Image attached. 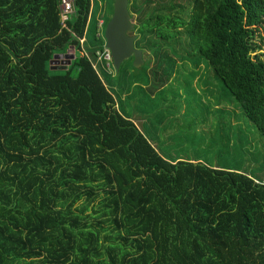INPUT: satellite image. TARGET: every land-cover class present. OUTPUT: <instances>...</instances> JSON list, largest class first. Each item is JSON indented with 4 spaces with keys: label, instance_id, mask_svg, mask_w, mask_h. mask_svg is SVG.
I'll return each instance as SVG.
<instances>
[{
    "label": "trees",
    "instance_id": "trees-1",
    "mask_svg": "<svg viewBox=\"0 0 264 264\" xmlns=\"http://www.w3.org/2000/svg\"><path fill=\"white\" fill-rule=\"evenodd\" d=\"M91 1L69 26L85 36L91 15L103 39ZM129 2L142 70L207 60L264 136V0ZM87 43L92 59L58 0H0V264H264V181L164 159L93 67L105 42Z\"/></svg>",
    "mask_w": 264,
    "mask_h": 264
},
{
    "label": "rangeland",
    "instance_id": "rangeland-1",
    "mask_svg": "<svg viewBox=\"0 0 264 264\" xmlns=\"http://www.w3.org/2000/svg\"><path fill=\"white\" fill-rule=\"evenodd\" d=\"M94 21L92 17L85 33L88 48L105 42L104 37L96 39ZM106 27L103 28L104 34ZM253 41L255 48L250 53L251 58L264 61V24L255 31ZM72 48L70 53L75 54ZM174 54L162 58L157 66L163 76L161 72L157 75L155 65L150 77L141 68H133L130 61L123 65L120 73L112 65L95 64L105 85L116 97L118 109H127L124 112L131 115L141 128L148 119L158 123L167 116L165 127H160L156 135L171 152V157L199 158V162L217 169L245 172L264 181V136L213 74L207 60H202L203 64L198 68L182 55ZM195 68L197 72L193 74ZM172 74V81L159 89ZM149 109L151 112L147 113Z\"/></svg>",
    "mask_w": 264,
    "mask_h": 264
},
{
    "label": "water",
    "instance_id": "water-1",
    "mask_svg": "<svg viewBox=\"0 0 264 264\" xmlns=\"http://www.w3.org/2000/svg\"><path fill=\"white\" fill-rule=\"evenodd\" d=\"M129 0H114V10L109 25H107L104 39L105 48L111 52L113 60L112 64L117 72L120 71L123 63L133 59L135 68H141L145 64V52L137 48L138 35L130 33L136 30V24L133 21L131 10H129ZM66 57L67 65L76 58L75 54L69 52L65 55H57L58 57Z\"/></svg>",
    "mask_w": 264,
    "mask_h": 264
},
{
    "label": "crops",
    "instance_id": "crops-1",
    "mask_svg": "<svg viewBox=\"0 0 264 264\" xmlns=\"http://www.w3.org/2000/svg\"><path fill=\"white\" fill-rule=\"evenodd\" d=\"M107 1L109 0H97V3L95 0H92L91 3H92V9L93 11L96 12L97 14V28L95 27L96 30H98V34H101L103 36V20H104V17L106 16L107 13H109L110 9L109 7V3H107ZM96 9V10H95ZM90 18H91V15H90ZM90 18L88 19V22H87V25H86V32L89 28V23H90ZM185 61V60H183ZM186 61L187 62H190L187 60L186 58ZM203 64V61H199V62H196L193 63V65H195V67H198ZM153 65L151 66V71H153L152 69ZM155 69V68H154ZM196 68H195V71H193V74L196 73ZM192 74V75H193ZM174 75L172 74L165 82V80L163 81L161 87H159V89L161 88H164L166 84H169V81H172L171 80V77H173ZM203 76V75H201ZM201 78V77H200ZM198 78V80L200 79ZM197 80V81H198ZM196 81V79H195ZM134 84V82H133ZM135 85V84H134ZM200 100V99H199ZM201 101V100H200ZM118 102V101H117ZM202 102V101H201ZM118 106V105H117ZM219 106V103L216 104V107ZM127 109H123L122 111H126ZM151 112V109L147 110V113H150ZM127 117H129L131 120L132 119V116L127 114L126 112H123ZM164 119H161L158 123H152L150 122V119L147 120L146 123L143 124L142 128L139 126L138 123L134 121V123L140 128L142 129L145 133H147L151 138V143H152V146L155 148V150L166 160L172 162V163H176V162H179V161H190V162H199L200 159L199 158H190V159H185V158H182V157H171V152H169V150L167 149V147L163 146V143L160 142L159 137L156 135V131H159V128L160 127H165L164 123L167 119V116L163 117ZM166 129H168L166 127ZM195 129L198 130L197 128V124H196V127ZM213 168H216V167H213ZM217 169V168H216ZM231 171H236V170H231ZM240 172V171H239ZM252 175V174H250Z\"/></svg>",
    "mask_w": 264,
    "mask_h": 264
},
{
    "label": "built area",
    "instance_id": "built-area-1",
    "mask_svg": "<svg viewBox=\"0 0 264 264\" xmlns=\"http://www.w3.org/2000/svg\"><path fill=\"white\" fill-rule=\"evenodd\" d=\"M59 4H60V15H61V27L62 29H67L68 31H70L71 35L73 37H75L78 41H80V45H81V51L82 54L89 58H91L90 53L88 52V50L86 49V37L83 36H77L74 31L71 29V27L69 26V21L72 19L73 15L75 14V8H74V1L75 0H58ZM73 46V48H72ZM71 48L75 51V55H76V48L75 45H72ZM70 48V50H71ZM71 54V53H70ZM97 56H98V63H100L101 61L104 62V64L107 67H110L112 64V54L111 52L105 50V52H97ZM96 61H93V67L96 68Z\"/></svg>",
    "mask_w": 264,
    "mask_h": 264
}]
</instances>
